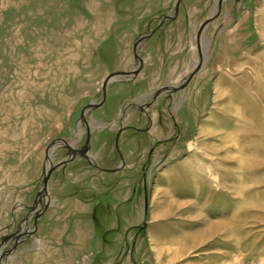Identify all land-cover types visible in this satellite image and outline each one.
Returning a JSON list of instances; mask_svg holds the SVG:
<instances>
[{
	"label": "rangeland",
	"instance_id": "rangeland-1",
	"mask_svg": "<svg viewBox=\"0 0 264 264\" xmlns=\"http://www.w3.org/2000/svg\"><path fill=\"white\" fill-rule=\"evenodd\" d=\"M177 4L0 0V264H41L40 219L73 181L70 150L87 135L115 143L123 127L116 155L133 152L122 175L135 193L96 208V236L113 248L106 263L264 264V0ZM155 108L187 121V252L175 261L124 219L145 208L150 135L136 128ZM103 220L115 230L102 233Z\"/></svg>",
	"mask_w": 264,
	"mask_h": 264
},
{
	"label": "crops",
	"instance_id": "crops-1",
	"mask_svg": "<svg viewBox=\"0 0 264 264\" xmlns=\"http://www.w3.org/2000/svg\"><path fill=\"white\" fill-rule=\"evenodd\" d=\"M183 93L180 110L187 108V87ZM149 111L144 112V124L136 128V133L150 135V144L143 149L148 158L140 159L144 166L139 182L140 188L148 187L147 206L132 220L127 216L124 219L132 227L146 225L152 254L168 255L175 261L187 252V121L179 117L180 113L176 116L169 112L161 117V111L156 108ZM123 130L124 127L119 130L118 140ZM117 138L114 143L89 136L88 157L78 155L67 164L73 171L70 176L73 181L62 186L61 193L58 192L61 197L40 219L41 264H98L99 257H104L101 264H105L110 260L112 246L105 245L100 233L96 236L97 225L101 224L96 208L101 207L100 202L108 195L118 209L135 193L133 184L122 175V168L133 166V152L127 149L122 157L116 155ZM86 141L87 137L84 147ZM126 142L127 139L120 140V145ZM163 150L166 152L161 155ZM159 159L163 160L165 169L149 176V169ZM66 189L71 191L65 192ZM102 223L107 224L102 233L115 230L113 221Z\"/></svg>",
	"mask_w": 264,
	"mask_h": 264
},
{
	"label": "water",
	"instance_id": "water-1",
	"mask_svg": "<svg viewBox=\"0 0 264 264\" xmlns=\"http://www.w3.org/2000/svg\"><path fill=\"white\" fill-rule=\"evenodd\" d=\"M179 2L180 0H178V4H177V7L179 5ZM221 7V3L219 2V9ZM176 13H177V8H176ZM208 23V21H206L201 27L203 28L206 24ZM128 74V73H127ZM124 75V73H117V74H112L110 76H108V78L106 79L105 81V84L113 77V76H122ZM184 88V86L178 88L177 90H182ZM103 93L105 94V86L103 87ZM88 144H89V135H87V141H86V146L80 150H70L72 152V156H71V159L72 160L76 155H80V156H86V154L88 153L89 151V148H88ZM56 167H53L51 168L47 174L45 175V179L43 181V185H42V192H44L45 194L47 193V187H48V182H49V178L51 176V173L55 170ZM145 206H146V203H145ZM37 220L38 218L36 217L35 220H34V226L37 225ZM31 233V232H30ZM30 233H27V234H30Z\"/></svg>",
	"mask_w": 264,
	"mask_h": 264
},
{
	"label": "bare ground",
	"instance_id": "bare-ground-1",
	"mask_svg": "<svg viewBox=\"0 0 264 264\" xmlns=\"http://www.w3.org/2000/svg\"><path fill=\"white\" fill-rule=\"evenodd\" d=\"M209 231L212 232V230H209V229L206 232L208 233ZM196 236H203V235H201L200 233H196Z\"/></svg>",
	"mask_w": 264,
	"mask_h": 264
}]
</instances>
